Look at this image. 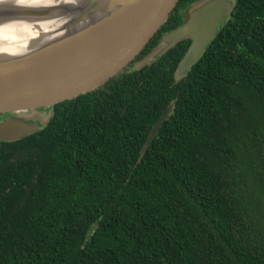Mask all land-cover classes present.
Returning <instances> with one entry per match:
<instances>
[{"label":"trees","instance_id":"obj_1","mask_svg":"<svg viewBox=\"0 0 264 264\" xmlns=\"http://www.w3.org/2000/svg\"><path fill=\"white\" fill-rule=\"evenodd\" d=\"M192 1L125 68L0 140V264H264V0H235L181 75L189 38L130 69Z\"/></svg>","mask_w":264,"mask_h":264},{"label":"water","instance_id":"obj_2","mask_svg":"<svg viewBox=\"0 0 264 264\" xmlns=\"http://www.w3.org/2000/svg\"><path fill=\"white\" fill-rule=\"evenodd\" d=\"M99 1L85 0L83 8L93 10ZM234 3L235 0L192 1L185 21L165 33L130 69L150 63L177 41L189 38L190 44L175 71L181 75L199 58ZM175 4L176 0H105L97 10L101 15L92 22L48 40L36 50L1 56L0 112L9 114L0 119V140H15L46 124L52 114L47 107L99 86L127 65ZM7 12L0 10V18L12 16ZM42 14L49 17L46 8ZM169 111V107L165 108L153 123L141 153ZM40 114L45 116L42 121ZM94 227L95 223L89 226L85 240Z\"/></svg>","mask_w":264,"mask_h":264},{"label":"bare ground","instance_id":"obj_3","mask_svg":"<svg viewBox=\"0 0 264 264\" xmlns=\"http://www.w3.org/2000/svg\"><path fill=\"white\" fill-rule=\"evenodd\" d=\"M84 1L0 0V10L12 14L0 18V57L36 50L40 44L76 30L101 15L97 10L105 0L97 2L93 10L84 9ZM52 5L57 7L52 9ZM45 8L47 18L42 14ZM21 11L24 12L17 13Z\"/></svg>","mask_w":264,"mask_h":264},{"label":"rangeland","instance_id":"obj_4","mask_svg":"<svg viewBox=\"0 0 264 264\" xmlns=\"http://www.w3.org/2000/svg\"><path fill=\"white\" fill-rule=\"evenodd\" d=\"M44 109H46V108H41V110H44ZM39 110L40 109H37V112L38 113H40ZM25 115H28V113H25ZM40 115L42 116L41 119H40V121L44 120L45 119V116H43L42 114H40Z\"/></svg>","mask_w":264,"mask_h":264},{"label":"flooded vegetation","instance_id":"obj_5","mask_svg":"<svg viewBox=\"0 0 264 264\" xmlns=\"http://www.w3.org/2000/svg\"><path fill=\"white\" fill-rule=\"evenodd\" d=\"M126 66V65H125ZM125 66H124V68H125ZM96 88V87H95ZM95 88H92L91 90H93V89H95ZM90 91V90H89ZM47 109H49V107H47ZM148 134V133H147Z\"/></svg>","mask_w":264,"mask_h":264}]
</instances>
